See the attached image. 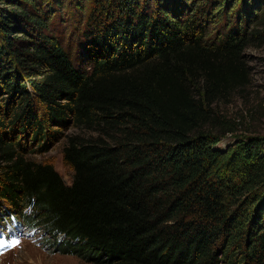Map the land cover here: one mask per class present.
<instances>
[{
	"label": "trees",
	"instance_id": "16d2710c",
	"mask_svg": "<svg viewBox=\"0 0 264 264\" xmlns=\"http://www.w3.org/2000/svg\"><path fill=\"white\" fill-rule=\"evenodd\" d=\"M82 1L65 45L68 3L0 0V217L92 264H264V137L221 146L216 109L250 83L264 5L249 28V0H94L84 22ZM29 134L64 138L70 183Z\"/></svg>",
	"mask_w": 264,
	"mask_h": 264
},
{
	"label": "rangeland",
	"instance_id": "374dc122",
	"mask_svg": "<svg viewBox=\"0 0 264 264\" xmlns=\"http://www.w3.org/2000/svg\"><path fill=\"white\" fill-rule=\"evenodd\" d=\"M62 1L68 4H65V7L61 8V15H55L54 23L59 26L63 32H66V37L64 39L66 45L68 34L74 27L73 20L76 21V10L71 3L72 0ZM168 1L169 0H164V3L167 4L169 3ZM182 1L184 0H181V2ZM186 2L189 4L190 0H186ZM93 3L94 0L82 1V6L84 7L80 12L82 15V22L86 21L87 14L93 10ZM249 3L250 5L245 12H243L244 9L241 8V10L242 13H244V19L246 14H248V27L252 28L257 18H260L261 14L259 10L264 5V0H249ZM240 4L241 1L237 3L235 10L241 7ZM0 5L5 7L4 4ZM199 5L201 8L203 7L202 10H204L205 13L208 10L211 11V7H214L211 0H202ZM42 6L46 8V6L49 5L42 3ZM49 7L54 9V1H51ZM262 8H264V6ZM252 14H256V16ZM232 20L233 23H235L236 14L234 12L232 14ZM206 21L208 25L207 29L211 36L218 35V33L226 27V21L224 19L215 25L210 19ZM257 27L261 32L264 31V23H259ZM55 32H57V30H55ZM244 59L250 69L249 85L243 90L234 92L229 99L222 100L216 105L217 111L224 115L226 119L234 122L236 127L235 132L228 133L226 136L222 137L219 143L221 146L231 144L237 137L241 136L250 135L264 137V41L259 43L253 41V43L244 50ZM24 80L26 88L29 94H31L32 87L26 79ZM5 95L6 94H3L1 96ZM72 128L73 127H68L66 130H62V132H71ZM30 138L29 134L26 139H21V141L30 143V147L25 155L37 161L49 162L54 166L65 183H70L72 179V170L63 162L62 157L64 138H60L58 141L51 140L48 144L49 148L46 150L40 149L38 145H36L37 140L32 141ZM0 218V222L3 221L2 225H0V229L3 227H10V229L14 231L20 230L17 233L19 241L16 248L1 255L0 264H92L82 260L74 254H65L56 251L54 245L51 244L54 242V239L49 238L42 228H36V225L26 224L25 220L22 218L15 219L17 222L16 225H12L14 224L12 219H8L4 215Z\"/></svg>",
	"mask_w": 264,
	"mask_h": 264
}]
</instances>
